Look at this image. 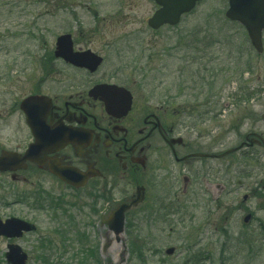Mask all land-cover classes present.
<instances>
[{"label": "rangeland", "instance_id": "obj_1", "mask_svg": "<svg viewBox=\"0 0 264 264\" xmlns=\"http://www.w3.org/2000/svg\"><path fill=\"white\" fill-rule=\"evenodd\" d=\"M227 8L224 0H202L179 26L154 31L147 25L157 11L154 0H0V103L20 101L30 94L43 76L41 63L54 51L58 37L71 34L77 44L85 45L83 34L91 38L92 50L105 57L103 71H114L135 84L152 107L169 106L172 94L177 104L187 105L192 92L186 83L189 74L181 73V68L186 65L190 74L200 71L199 77L209 84L206 93L216 96L212 106L224 113L217 118L205 116L199 126L210 133L220 127L224 150L235 148L237 131L231 128L245 116L242 104L237 106L233 99L242 96V89H254L256 113L264 111V55L252 49L241 26L226 21ZM204 40L211 48L196 50ZM206 54L213 63H208ZM221 56L235 60L230 68L236 73L217 75ZM185 57L195 60L192 69ZM64 76L72 77L69 71ZM254 166L255 178L249 184H256L257 191L236 185L247 180L242 177L248 167L241 160L225 163L223 181H219L225 189L219 199L209 194L201 204L186 206V198L179 197L181 207L156 213L134 208L126 215L119 241L103 221L123 201L120 190L105 204L90 196L92 186L74 192L46 179L45 187L53 195L49 199L62 208L52 210L44 200L43 212L36 213L28 209L34 204L32 188L0 181V218L39 221L36 234L19 240L0 237V264H8L5 255L11 244L28 254V264H46L39 256L47 257L48 264H264V156ZM245 210L254 213L248 224ZM48 240L52 244L44 246L42 242ZM168 248L176 249L171 257L165 254Z\"/></svg>", "mask_w": 264, "mask_h": 264}, {"label": "flooded vegetation", "instance_id": "obj_2", "mask_svg": "<svg viewBox=\"0 0 264 264\" xmlns=\"http://www.w3.org/2000/svg\"><path fill=\"white\" fill-rule=\"evenodd\" d=\"M80 35L86 44H77L71 35L74 51L94 52L91 38ZM204 42L195 49L211 48L212 45ZM208 56L205 57L210 59ZM103 59L100 68L91 72L57 59L53 51L41 63L43 76L27 97L0 103V181L10 180L12 184L32 188L30 200L34 204L28 205V209L43 212L44 200L52 210L62 208L60 203L49 199L53 195L45 187L46 179L74 192L92 186L90 196L105 204L114 191L120 190L119 195L125 197L115 210L131 203L136 191L141 200L138 208L148 212L181 207L179 197L186 198V206L201 204L209 194L218 199L222 196L225 187L219 181H223L225 163L234 165L240 160L248 167L242 177L248 181L236 185L246 191H257L256 184L249 183L255 178L251 169L261 164L264 156V111L256 113L254 89H242V96L233 99L237 106L242 104L245 118L242 123L239 120V126L231 128L237 131L234 133L237 146L225 151L224 131L220 127L216 131L211 129L210 133L199 126L205 116L212 114L217 118L224 113L212 106L214 93H206L209 91L206 87L198 90L199 85H209L204 77H199L200 71L190 74L186 65L181 68V73L185 70L189 74L186 83L192 92L187 105L177 104V96L172 98V94L169 106L152 107L134 88L135 84L119 78L114 71L104 72L106 60ZM219 59L215 71L220 78L236 73L230 68L235 60L229 62L230 59L223 60L222 56ZM185 61L190 62V69L196 64L191 63L195 60L190 57H185ZM213 62L210 59L208 63ZM65 71L72 77L64 76ZM99 86L100 93L94 95L93 90ZM29 97H40L28 105L30 118L25 107L22 108L23 101ZM59 173L83 176L86 185L77 188L67 184ZM247 200L245 195L244 202ZM245 211L253 220L254 213ZM11 218L18 217L0 220ZM18 219L36 227L33 233L36 234L38 220Z\"/></svg>", "mask_w": 264, "mask_h": 264}, {"label": "water", "instance_id": "obj_3", "mask_svg": "<svg viewBox=\"0 0 264 264\" xmlns=\"http://www.w3.org/2000/svg\"><path fill=\"white\" fill-rule=\"evenodd\" d=\"M160 7L154 15L148 20V25L157 30L165 25L176 26L180 23L182 17L190 13L200 0H154ZM230 8L226 13L227 18L232 21L240 22L247 30L248 36L253 47L258 53H263L262 33L264 31V0H228ZM57 58L64 60L78 68L88 69L91 72L96 71L102 64V58L92 52L75 53L73 51V42L71 35H64L57 39V48L55 51ZM102 87L93 90V94L100 93ZM38 97H32L25 100L22 108L28 114V105L38 100ZM108 107L112 108L110 104ZM62 180L74 187L81 188L86 185L87 179L83 176H72L66 173H59ZM138 195V193H137ZM141 202L140 198L133 199L131 204L122 205L111 218L107 221L110 229L116 235L122 233L124 229V214L133 206H137ZM252 215L244 218V223L248 224ZM35 227L22 220L11 218L3 223L0 220V236L8 239L21 238L24 233L35 231ZM6 259L9 264H27L28 255L25 254L19 246L10 245ZM175 248L166 251L168 256H173Z\"/></svg>", "mask_w": 264, "mask_h": 264}, {"label": "trees", "instance_id": "obj_4", "mask_svg": "<svg viewBox=\"0 0 264 264\" xmlns=\"http://www.w3.org/2000/svg\"><path fill=\"white\" fill-rule=\"evenodd\" d=\"M206 86H207V85H202V86H201V85H199V86H198V90H201V89H202V87H206ZM195 256H196V257H201L200 255H195ZM40 259H41V261H42V262H44V261H45V262H46V264H48V261H47V259H48V258H47V257H44V258H42V257H41ZM45 259H46V260H45ZM193 261H195V259H194V258H193V259H192L190 262H193ZM197 261H198V260H197ZM197 261H196V262H197Z\"/></svg>", "mask_w": 264, "mask_h": 264}]
</instances>
